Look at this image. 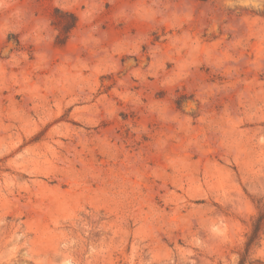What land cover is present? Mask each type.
I'll list each match as a JSON object with an SVG mask.
<instances>
[{
  "label": "rangeland",
  "instance_id": "obj_1",
  "mask_svg": "<svg viewBox=\"0 0 264 264\" xmlns=\"http://www.w3.org/2000/svg\"><path fill=\"white\" fill-rule=\"evenodd\" d=\"M241 259L264 264V0H0V264Z\"/></svg>",
  "mask_w": 264,
  "mask_h": 264
},
{
  "label": "trees",
  "instance_id": "obj_2",
  "mask_svg": "<svg viewBox=\"0 0 264 264\" xmlns=\"http://www.w3.org/2000/svg\"><path fill=\"white\" fill-rule=\"evenodd\" d=\"M257 233H258V228H257V229L255 228V230L253 231V239L256 237ZM253 239H249V240L246 242L247 247L252 243ZM242 261H243V260L241 259L240 262H239V264H243Z\"/></svg>",
  "mask_w": 264,
  "mask_h": 264
}]
</instances>
